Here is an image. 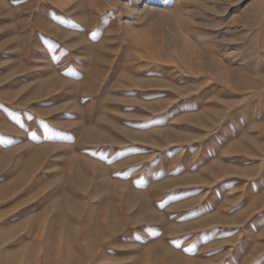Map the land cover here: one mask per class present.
Here are the masks:
<instances>
[{
    "label": "rangeland",
    "instance_id": "obj_1",
    "mask_svg": "<svg viewBox=\"0 0 264 264\" xmlns=\"http://www.w3.org/2000/svg\"><path fill=\"white\" fill-rule=\"evenodd\" d=\"M146 1L0 0V264H264V0Z\"/></svg>",
    "mask_w": 264,
    "mask_h": 264
},
{
    "label": "bare ground",
    "instance_id": "obj_2",
    "mask_svg": "<svg viewBox=\"0 0 264 264\" xmlns=\"http://www.w3.org/2000/svg\"><path fill=\"white\" fill-rule=\"evenodd\" d=\"M134 1V0H133ZM166 2V1H165ZM133 4V3H132ZM131 4V5H132ZM128 5V4H127ZM155 5V4H154ZM150 7L148 6V3H147V1L146 0H135V4L134 5H132V9H131V13H130V15H131V18H130V22H134V21H136V20H138V19H140V18H142L143 16H145V14H147V11L148 10H150L149 9ZM153 9V8H152ZM182 9V8H181ZM209 9V8H208ZM129 10H130V8H129ZM208 11V10H207ZM211 11V10H210ZM161 13H162V11H161ZM129 14V13H128ZM163 14V13H162ZM167 14H169V13H167ZM180 15V14H179ZM170 16H171V14H170ZM163 17V16H162ZM165 17V16H164ZM158 18H160V20H161V17H158ZM145 19V18H144ZM159 21V20H158ZM179 21V20H178ZM129 22V21H128ZM157 22V21H156ZM127 24H129V23H127ZM131 24V23H130ZM158 24V23H157ZM185 51V50H184ZM190 52H192V51H190ZM192 55H193V53H192ZM192 55H190V56H192ZM198 55V54H197ZM196 56V55H195ZM193 57V56H192ZM194 58H196V57H194ZM31 160H33V159H31ZM151 249V248H150ZM15 257V256H14Z\"/></svg>",
    "mask_w": 264,
    "mask_h": 264
}]
</instances>
